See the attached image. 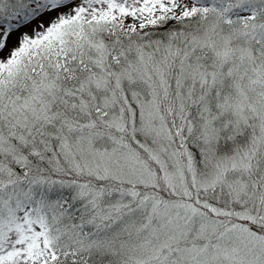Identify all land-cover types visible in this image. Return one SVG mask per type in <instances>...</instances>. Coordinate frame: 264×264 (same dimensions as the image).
Returning <instances> with one entry per match:
<instances>
[{
    "label": "snow or ice",
    "instance_id": "1",
    "mask_svg": "<svg viewBox=\"0 0 264 264\" xmlns=\"http://www.w3.org/2000/svg\"><path fill=\"white\" fill-rule=\"evenodd\" d=\"M0 264H264V0H0Z\"/></svg>",
    "mask_w": 264,
    "mask_h": 264
}]
</instances>
